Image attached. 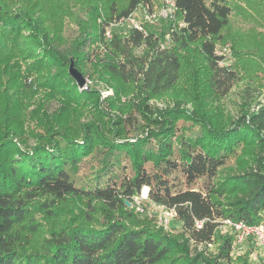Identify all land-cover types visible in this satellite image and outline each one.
Returning <instances> with one entry per match:
<instances>
[{
    "label": "trees",
    "instance_id": "16d2710c",
    "mask_svg": "<svg viewBox=\"0 0 264 264\" xmlns=\"http://www.w3.org/2000/svg\"><path fill=\"white\" fill-rule=\"evenodd\" d=\"M174 1L107 38L155 0H0V264H236L219 225L264 224V104L223 102L264 85V0ZM72 59L114 94L80 87ZM145 186L178 232L137 218Z\"/></svg>",
    "mask_w": 264,
    "mask_h": 264
},
{
    "label": "rangeland",
    "instance_id": "374dc122",
    "mask_svg": "<svg viewBox=\"0 0 264 264\" xmlns=\"http://www.w3.org/2000/svg\"><path fill=\"white\" fill-rule=\"evenodd\" d=\"M163 1L164 0H158V1L155 0L154 2L155 3L154 5L156 6L155 10H157L162 5ZM145 11L146 10L144 9V7H140L130 17L121 20L122 21L121 23L112 25L111 27L112 35L115 32L127 33L129 29L133 27L135 24L141 23L142 21H147L145 19L146 18ZM170 18H174V15ZM100 20L101 18H99V22ZM234 20H235V25L237 26H244V27L248 26L247 24H244L240 19L236 17H234ZM115 22H120V21H113L112 23ZM110 25L111 24H109L108 26ZM78 32L79 31L76 24L68 23L64 34L68 41V43L66 44H69L78 35ZM222 47L223 49H226L224 52H226L227 54L226 56L227 64L232 63L234 60V56L232 52L229 50L230 49L229 44L220 45L218 49L221 50ZM142 48L143 47L138 48L137 52L138 53L141 52ZM85 68L87 72L86 74L87 83L85 84V86H87V88L89 87V85L91 86L96 85L97 88L101 90L102 95L104 97L114 94L113 88H108L104 84L96 82L97 78L92 77L90 79V74L92 73V69L90 68L89 60L85 61ZM245 87H246L245 82L239 81L228 93V95L223 98V102L226 106V114L235 115V116L239 115L241 113V106L246 100L252 101L254 106L256 101H260L261 104H264L263 83L262 86L258 89L249 88V93L245 92ZM153 102L160 108H166L168 105L173 104L172 100H168V99H157V101H153ZM58 105H59L58 101L54 100L51 103H49L47 107L50 111H52L55 108H57ZM188 107H191V104H189ZM28 143L33 144L34 143L33 139H30ZM234 166L235 165L233 164H229L226 165L223 169L232 171L235 169ZM134 200L136 203V214L138 219L151 218V221L153 223H155L157 226H162L166 231H169L171 233L178 232L181 229L180 222L175 218H171L167 223V225L162 223L161 217L164 215L163 211L157 208L154 203H152L150 200L146 198V194H144V188L141 191L140 195L135 196ZM138 205L144 207V210L143 211L138 210L137 209ZM218 230L220 231L221 234H225V233L232 234L234 232L233 228L224 222L219 225ZM217 245L218 242L214 240V242L209 245V249L211 251H216ZM238 246L239 248L238 250H236V254L234 257L236 264H264L263 257L261 256V253L253 238H245L244 240H241V243Z\"/></svg>",
    "mask_w": 264,
    "mask_h": 264
},
{
    "label": "built area",
    "instance_id": "2783aa9c",
    "mask_svg": "<svg viewBox=\"0 0 264 264\" xmlns=\"http://www.w3.org/2000/svg\"><path fill=\"white\" fill-rule=\"evenodd\" d=\"M175 10H176V3L174 0H164V5L162 7H160L159 9L154 10L152 12H149L148 10H146L145 11V17H146L145 19L149 22H154L159 18L172 17L175 13ZM121 22L122 21L120 20V22L111 23V25L107 27L106 36L108 38L112 37V33H111L112 25H116V24H119ZM134 26L142 29V25L140 23H137ZM147 195H148V193L146 194V198H147ZM137 209L140 211H143L144 207H141L140 205H138ZM163 213H164V215L161 217V220H162L163 224L167 225L169 220L175 216V210H174V208H166L163 211ZM224 223H227L236 232L237 238H236V243L234 245L235 250H238V248H239L238 245L241 243V240H244L245 238H253L258 249H259V251H260V253H261V256L263 257V261H264V224L263 223L248 224L244 221H235V220H232L230 218L225 219ZM197 224L199 226H201L202 222L198 221Z\"/></svg>",
    "mask_w": 264,
    "mask_h": 264
},
{
    "label": "water",
    "instance_id": "95a60500",
    "mask_svg": "<svg viewBox=\"0 0 264 264\" xmlns=\"http://www.w3.org/2000/svg\"><path fill=\"white\" fill-rule=\"evenodd\" d=\"M69 73L75 78L77 84L80 87H84L87 83V77L76 67L74 60L72 59L69 66ZM148 187V186H145ZM149 192V187L147 189V193ZM126 204L130 205V201L126 200Z\"/></svg>",
    "mask_w": 264,
    "mask_h": 264
},
{
    "label": "bare ground",
    "instance_id": "6f19581e",
    "mask_svg": "<svg viewBox=\"0 0 264 264\" xmlns=\"http://www.w3.org/2000/svg\"><path fill=\"white\" fill-rule=\"evenodd\" d=\"M148 187H144V194H147Z\"/></svg>",
    "mask_w": 264,
    "mask_h": 264
}]
</instances>
